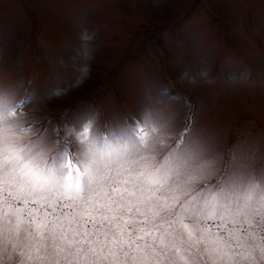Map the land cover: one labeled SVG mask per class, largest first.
I'll return each instance as SVG.
<instances>
[{"label": "clouds", "instance_id": "9594fccd", "mask_svg": "<svg viewBox=\"0 0 264 264\" xmlns=\"http://www.w3.org/2000/svg\"><path fill=\"white\" fill-rule=\"evenodd\" d=\"M79 39L72 77L41 97L0 80V264H264V151L170 98L131 121L40 114L89 78L95 48Z\"/></svg>", "mask_w": 264, "mask_h": 264}, {"label": "rangeland", "instance_id": "374dc122", "mask_svg": "<svg viewBox=\"0 0 264 264\" xmlns=\"http://www.w3.org/2000/svg\"><path fill=\"white\" fill-rule=\"evenodd\" d=\"M84 30L89 78L41 115L131 121L149 97L170 98L225 144L264 151V0H0V80L41 97L72 77ZM202 68L214 83L180 80Z\"/></svg>", "mask_w": 264, "mask_h": 264}]
</instances>
